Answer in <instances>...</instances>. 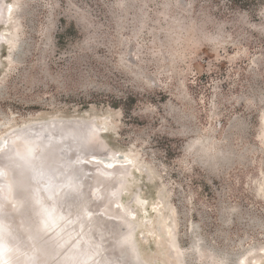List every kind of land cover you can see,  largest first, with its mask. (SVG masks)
<instances>
[{"label":"rangeland","instance_id":"1","mask_svg":"<svg viewBox=\"0 0 264 264\" xmlns=\"http://www.w3.org/2000/svg\"><path fill=\"white\" fill-rule=\"evenodd\" d=\"M3 1L0 138L88 120L143 264H264V0Z\"/></svg>","mask_w":264,"mask_h":264},{"label":"bare ground","instance_id":"2","mask_svg":"<svg viewBox=\"0 0 264 264\" xmlns=\"http://www.w3.org/2000/svg\"><path fill=\"white\" fill-rule=\"evenodd\" d=\"M8 4H6L3 0H0V16L3 12H6V16L7 14L11 12L12 8ZM62 120H65V119H62ZM46 122L48 121L41 122V123H46ZM93 124L90 123L88 120L87 122H82L78 124L76 123L72 124V123H69V120H65L63 121L62 124L58 123L54 125V127L58 129L62 133V135L66 138L69 144V148L72 150L70 151L71 158H74V151L81 150L88 154L84 158L86 162L88 160L96 159L97 152L94 151L93 148L97 146L100 149H102V147L100 146L102 144L98 145L96 143L97 134L101 130H98L99 127L97 128ZM16 129L17 128L10 130L1 138H6V136H8L10 132L15 131ZM45 142H46L45 139L41 140V143H45ZM15 143L16 142L12 140L7 150V153H8L7 159L10 161L9 166L10 168H13V170L9 169V174L6 175V178L8 179L9 182L14 183L15 185L19 186V184H22V186L23 185L26 186L28 183H30V173L28 171L27 166L30 165L31 161L33 160L32 142L30 140H23V142L20 145L15 144ZM106 154L109 156V158L97 160L99 162L98 165L92 166L89 171L87 170L86 165L83 169L80 170V176L82 175V178L84 179L83 182H85V185H84L85 191L81 195L80 193L78 194L77 188H75V190L71 192L72 193L71 195L73 196L72 197L69 196L66 199V201L62 202L60 210L61 208L62 210L63 208L65 210L72 209V204H75L76 207L75 208L73 207L72 209L73 212H69L68 216H66L63 220H60V222H58V225L54 227V229H56L59 225H62V224L65 227V228L64 227L62 228L59 234L55 233V235L52 236L53 238L57 237V240H58L56 241V244L54 243V245H52V243L50 242L52 238L50 239L47 238L49 234H52V232H54V229L48 232L43 237L38 238L36 241L29 242L28 238L30 237L31 233L29 232V230L25 231L24 228L22 229L21 227H19V222H18L19 219L24 221V219H26L27 217L28 210H26V208L29 206V204H26L27 207L25 206L26 207L25 209L23 208V210L15 212L14 211L15 207H13V209L11 210H8V207L12 206V204L10 205V200H7L6 202H4L5 205L3 207V211H0V227H1L0 231L3 233L0 232V234L4 238L8 239L9 241L0 239V242L2 243L0 244V248L5 244L6 247L12 250V253H11L12 255L11 256L8 255L9 256L8 259H0V264H26L28 258L30 256H34V254L37 256L36 264H60V260L64 258H67V263L69 262L72 264H76L77 262H79V264H81V261L79 260L88 256L92 250L97 248L95 246L96 244H93L94 242L92 243V241L94 239L96 241H101L99 237L102 235H103V239L108 238L109 240L108 239L106 241L104 240L101 243L104 249L98 255L99 256L98 258L100 259H97V258L90 259L84 262L83 264H99V260L102 261L101 262L102 264H111V262L108 263V261H106L105 258H107L108 256H105V255L108 254L112 257L113 254L117 251L116 247H118V244L120 243V238H121L120 233L122 232V230L120 229V231H118L116 235H111V234H108L107 232L108 230H106V228H104L105 226L103 225L101 226L102 230H101V233L99 234V232L97 231L98 228H96V226H98L101 223V220H99V218L92 220V221H89V220L85 221V224L82 225L83 224L82 223L83 213H85V210L82 209V204L84 205V202L87 203V201L89 200L88 204L89 205L93 204V206L90 209V214H94V216H96L97 214L100 213L101 214L100 216L102 218L104 217V219L109 220L111 217H108L106 215L107 213H104L103 210L104 209L108 210L112 208V211H116V212L118 211V215H120V217L123 218L121 220H123V222L129 226V228L131 224L135 227L134 223L131 222V224H129L127 222V219H125V218H129L127 215L120 214V210L115 206V201H113V199L111 198L117 192V189L119 187V181H120L119 179H121V177L124 176L123 175L124 170L121 171V168H123L125 164L127 165V167H129L128 165L131 164V159L125 156L123 157L121 155H117V154L116 155H109L108 153ZM39 159H40V163H42L43 168H45L47 172H50L51 176L55 175L57 176V179L59 180L60 179L64 180L66 178L65 169L63 167V164L61 163L62 155H61V150H59V144L46 143V146L43 147L41 158ZM88 162H92V161H88ZM93 168H98L99 170L93 174ZM107 168H118L116 172H118L119 178L118 177H116V179L114 178L116 181L114 185H112L111 183V178L113 180V177L107 174L106 172ZM34 185H36L37 187V184H34ZM31 188L32 187H26V194L28 196V199L30 198L29 194L32 195ZM94 190L97 194H99L102 197L101 198L102 200L98 203H94L90 197L91 193L94 192ZM133 198L135 202H137V206H139V204H142L141 203L142 198L141 200L137 196ZM80 200H83V201L80 203ZM47 203L49 202L47 201ZM118 203H119V200H118ZM139 207H141V205ZM35 208L37 209V206H33L31 209L35 211L36 210ZM89 208L90 207H88L87 209L89 210ZM35 215L36 217L35 216L34 217L36 220H34L32 217L31 218L36 222V226H37L38 223H40V221L41 222L43 221L42 217L44 216H43V213L38 212L37 214L36 211H35ZM69 218H71V220L75 219L74 223L70 224V226L67 225L68 222H70ZM88 230L90 231L88 232ZM126 230H127V226H126ZM63 231H65V233ZM70 235L73 236L72 240H70L68 244H66V246L61 250V252L55 255L54 257H51V258L48 257L50 255L48 254V252H51L52 246L53 247L56 246L57 243H59L64 238ZM84 235H88L92 239V241L90 240L89 237H87L89 238L88 239L89 242L87 244H84L82 241L81 245L83 243L84 247L79 246V250L75 249L74 247L73 248L70 247V245L74 246V244L77 243L78 240L80 239V236L84 237ZM90 246L93 249H91ZM34 251H37V253ZM104 252L105 254H103ZM212 259L214 260L215 258H212ZM243 259L244 257L241 256L238 259L236 264H241ZM213 264H216V263L213 262Z\"/></svg>","mask_w":264,"mask_h":264},{"label":"water","instance_id":"3","mask_svg":"<svg viewBox=\"0 0 264 264\" xmlns=\"http://www.w3.org/2000/svg\"><path fill=\"white\" fill-rule=\"evenodd\" d=\"M5 18H6V12H3L0 16V22L5 21ZM0 42H2V38L0 39ZM67 119L69 120V123L72 124L82 123L80 122L82 121L81 119H77L74 117L72 118L67 117ZM47 121L48 122L46 123H41L40 121L29 122L27 123V125H23L17 128L15 131L10 132L8 136H6V138H0V211H3V207L5 205L4 202H6L7 200H10V205L12 204V206L8 207V210H11L13 209V207H15L14 210L15 212L23 210V208L25 209L27 207L26 204H29V206L26 208V210H28L26 219H24V221L19 219L18 221L19 227H21L22 229L24 228L25 231L29 230V232L31 233L30 237L28 238L29 242L36 241L38 238L46 235L48 232L53 230L54 227L58 225V222H60V220H63L66 216H68L69 212H73L72 209L73 207L74 208L76 207L75 204H72V209H69L70 211L65 210L64 208L63 210L62 208L60 210V207L63 201H66V199L69 196L71 197L73 196L71 195L72 194L71 192L75 190V188H77L78 194L80 193L81 195L85 191L84 188L85 182H83L84 179L82 178V175L80 176V170L83 169L86 165V168L89 171L92 166L98 165L99 162L97 160L109 158V156L105 153V151H103L97 146L93 148L94 151L97 152L96 159L88 160L92 162H88V161L86 162V160H84L85 156H87L88 154L81 150L74 151V158H71L70 151L72 150L69 148V144L66 138L62 135V133L58 129L54 127L55 124L58 123L62 124L63 120L59 117H54L51 119L50 118L47 119ZM42 139H45L46 142L41 143ZM12 140L16 142L15 144H19V145L23 142V140H30L32 142L33 160L31 161V164L27 166L28 171L30 173V183H28L26 186L25 185L22 186V184H19V186L15 185L14 183L9 182L8 179L6 178V175L9 174V169L13 170V168H10L9 166L10 161L7 159L8 156L7 150ZM46 143L59 144V150H61V155H62L61 163L63 164L66 173V178L64 180L57 179V176L55 175L51 176L50 175L51 173L47 172V170L43 168L42 163H40L39 158H41V153L43 152V147L46 146ZM117 170L118 168H107L106 172L107 174L112 176L113 179L114 178L116 179V177L119 178L118 172H116ZM123 175L127 176L128 174L124 172ZM124 176H122V178ZM115 182H116L115 180H111L112 185H114ZM125 182H126L125 178L119 181V187L117 189V192L111 197L113 201L115 202L118 201L120 191L125 189ZM34 184H37V187ZM26 187H32L31 188L32 195L29 194L30 196L29 199L26 194ZM47 201L49 203H47ZM82 201L83 200H80V203ZM88 203L89 200L87 201V203L84 202V205L82 204V209L85 210V213H83L82 225L85 224V221L88 220L92 221L99 218V220H101V223L98 226H96V228H98L97 231L99 232V234L101 233L102 230L101 226L103 225L105 226L104 228L108 230L107 231L108 234L111 235H116V233L120 231V229L122 230V232L120 233L121 236L120 243L118 244V247H116L117 251L113 254L112 257L108 254L105 255L108 256L107 258H105L106 261H108V263L111 262V264H142V261L140 260L139 257V253L137 252L135 243L132 239V235L135 227L131 224L130 219L125 218L127 219V222L131 224L129 228V226L126 223H124L123 220H121L123 218H121L120 215H118V211L117 212L112 211V208L108 210H105L103 208L104 213H107L106 215L108 217H111L109 220L104 219V217L102 218L100 216L101 215L100 213L94 216V214H90V209L93 206V204L89 205ZM33 206H37V209L35 208L37 214L38 212H40L43 213L44 216L42 217L43 221L42 222L40 221V223H38L37 226H36V222L34 221L36 220L35 211L31 209ZM88 207H90L89 210L87 209ZM69 219L70 222H68L67 224L68 226H70V224L74 223L75 221V219L72 220L71 218ZM126 226H127V230H126ZM63 227H64L63 224L59 225L56 229H54V232H52V234L48 235L47 238L53 239V240L51 239L50 241L52 245H54V243L56 244V241H58L57 237L53 238L52 236H54L55 233L59 234V232L62 230ZM89 231L90 230H88V232ZM63 232L65 233V231ZM72 237L73 236L70 235L64 238L59 243H57L56 246L54 247L52 246L51 252H48V254H50L48 257L51 258L59 254L61 250L66 246V244H68V242L72 240ZM87 237L89 236L88 235H84V237L80 236L78 242L75 243L74 246L70 245V247L72 248L74 247L75 249L79 250V246L84 247V244H87L89 242L88 239L90 237L89 238ZM99 238L101 241H96L95 239L92 241V239L90 238L92 243L94 242L93 244H96L95 246L97 248L92 250L88 256L79 260L81 261V264H83L84 262L90 259H96V258L100 259L98 258L99 257L98 255L104 249L101 243L104 240L106 241L108 238L103 239V235L100 236ZM0 239L9 241L8 239L4 238L1 234H0ZM82 241L84 244L82 243L81 245ZM0 244L2 243L0 242ZM91 249L93 248L91 247ZM34 252L37 253V251ZM11 253L12 250L6 247L4 244L0 248V259H8L9 256L12 255ZM103 254H105V252ZM36 257L37 256L35 254L34 256H30L26 264H36L37 263ZM101 262L102 261L99 260V264H102ZM60 264H72V263L69 262L67 263V258H64L60 260ZM76 264H79V262H77Z\"/></svg>","mask_w":264,"mask_h":264}]
</instances>
